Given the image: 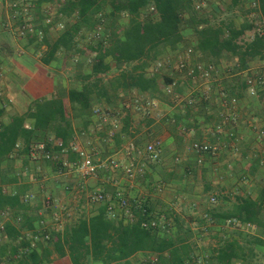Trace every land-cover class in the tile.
<instances>
[{
    "label": "trees",
    "instance_id": "obj_1",
    "mask_svg": "<svg viewBox=\"0 0 264 264\" xmlns=\"http://www.w3.org/2000/svg\"><path fill=\"white\" fill-rule=\"evenodd\" d=\"M54 1L57 2L58 19L63 22L64 28L55 39L48 36L46 29L43 30L40 43H36V51L40 53L39 61L43 65H49L58 59V53H62L65 57H72L77 64L78 57L85 55L90 70L89 72L83 70L84 63L75 65L77 70L68 78V85L57 83L54 93L49 97L33 100L27 111L21 115L9 116V122L3 124L0 130V163L13 154L15 157L22 154L29 157L31 148L40 143L44 144L45 151L48 148L46 143L51 138L59 141L60 146H55V149L62 152L67 161H75L76 154L70 147L75 130L87 129L89 124L87 118L95 117L93 109L97 106L105 107L102 108L107 109L110 114L111 111L118 109L126 111L124 104L119 106L121 93L133 91L148 93L155 97L154 99L168 102L166 98L170 94L166 92V88L173 81L168 75L161 74L166 68L164 60L170 61L164 54L166 50H183L184 39L181 34L183 24L189 26L195 36L191 44L193 54L203 56L208 63L198 62V64L213 66L224 54H229L237 60L233 72L235 75L244 71L253 59L264 58V38L258 31V29L264 30V0H254L255 6L252 7L260 15L259 22L253 24L243 21L239 26L234 24L232 16L210 22L207 17L197 14L191 0H64L63 2L35 0L34 6L37 10L41 5ZM228 1V11L240 9L244 2V0ZM142 9L148 11V16L144 19L140 18ZM122 17L126 18V22ZM255 27L256 33L253 39L244 42L242 40L244 33ZM85 37H90L92 43L82 48L80 40ZM26 39L28 43L34 41L30 37ZM120 63L123 65L119 66ZM158 64L160 66L156 67ZM111 70L117 72L111 75ZM244 89L243 80L237 76L227 80L218 90V95L221 97L227 95L228 99H239L243 97ZM129 98L132 102L135 101L133 95ZM200 99L205 103L208 97L202 95ZM192 100L191 98L189 102L188 100L183 102L184 107L192 105ZM219 111L218 122L211 127V135L214 137H216L215 127L221 123L219 118L221 109ZM124 118L123 131H126L130 126L129 116L126 115ZM223 129L226 131L231 128L225 125ZM231 130L234 134L232 138L221 133L217 135L219 141L222 137L235 140L236 132ZM144 143L139 139L134 145L141 148ZM219 150L220 144L214 155H207L209 160L210 158L216 160ZM189 153L187 163L181 164L180 160L176 166L183 167L185 174H199L200 177H206L208 167L211 165L210 161L204 160L198 165L195 153ZM167 157L174 164L179 160L176 154H168ZM161 158L159 162L152 164L144 162L151 164L156 173H161V167H156L161 162ZM24 159L26 160L25 157ZM220 163L214 170L220 167L225 169L226 164L220 165ZM31 169L36 173L34 167ZM161 175L163 178L161 181L149 180L147 172L137 175L144 181L143 185L147 186V194L145 197L130 198L131 202L134 200L140 202L139 207L131 209L134 216L132 221L127 220L122 211L118 218L109 219L106 207L102 204L90 217H80L62 231H50L49 240L40 249L36 246L30 248L28 240L20 239L19 245L14 248L10 246L13 255L17 248L23 250L19 258L14 259L13 262L43 264L48 263L50 257L55 254L60 259L66 257L70 264H134L130 263L129 259L136 253L143 252L148 253L149 257L139 264H246L247 257L253 253L252 247L243 246L237 240L229 239L218 246L200 249L201 246L196 242L199 238H195L194 235L205 234L215 225L220 226L217 231L223 229L224 225L228 226L226 225L228 220H235L240 227L256 226L264 230L262 182L261 188L253 198L240 195H235L232 199L222 198L225 208L218 206L204 208L201 204L200 212L207 215L213 224L207 226L202 215L193 233L190 227L182 230L181 216L173 206L159 202L157 198L155 200L157 205H152L154 200L149 194H156L154 191L156 183H163L166 188L172 187L168 184L172 174ZM242 176H239L240 181ZM205 179L203 198L212 192L209 182ZM15 181L13 176L6 173L0 175L2 184ZM183 183L187 185L186 181ZM192 188L191 186L187 189L185 186L177 189L175 202H178L179 198H184L185 194L189 195L188 199L196 198L197 193ZM104 191L106 192L105 189ZM25 195L27 194L23 193V199ZM114 196L115 193L111 198ZM191 201V203L195 202ZM24 203L18 194H4L0 191V210H10L13 213V221L16 223L18 218L17 223L20 222L19 228L10 222L5 224L3 237H6L8 243L19 239L21 229H31L33 218L26 215ZM121 214L124 219H121ZM161 217L167 221L165 228L143 226L144 223ZM251 243L264 246V240L256 236H253ZM0 255L2 256L1 252ZM13 262L7 260L6 264Z\"/></svg>",
    "mask_w": 264,
    "mask_h": 264
},
{
    "label": "crops",
    "instance_id": "obj_2",
    "mask_svg": "<svg viewBox=\"0 0 264 264\" xmlns=\"http://www.w3.org/2000/svg\"><path fill=\"white\" fill-rule=\"evenodd\" d=\"M192 2L195 10L197 11V14L201 15L204 12L206 14L209 13L210 9H208V7H205V9L202 8L204 3L198 4L197 0H192ZM29 3L31 11V5L34 6L35 0H29ZM216 3H224L225 5L227 4L226 6H228L229 1L216 0ZM246 4H251V9H253L252 7L255 5V1L244 0L243 6L245 7ZM46 5L47 4L41 5L40 9L42 10L43 8H47L45 7ZM146 10L142 9L140 11V17L142 16V13L146 12ZM250 13L251 17L255 15L253 17H255L257 19V22H259L260 15L256 13L254 9L250 10ZM28 17H30V15ZM184 18H186V16H184ZM21 21L22 20L20 16L8 7L7 0H0V70H2L4 73V78L2 79L1 84L3 86V89L4 87L6 89L5 95L7 97V100L9 101V105L7 108L9 109L7 114L8 116H10L11 114L21 115L27 111L29 104L33 100L49 97L54 93L56 85L59 81V72L57 70V64L55 63L56 61H52L49 65H43L39 61L40 53L38 52L36 54L37 51L35 45L37 39L41 37L42 31L34 28L31 25L35 30V33H32L29 36L27 35V37L33 38L34 41L32 43H28V39H26L27 37L17 38L14 35L13 31L9 29V27H13V29L15 27H18L19 25H21ZM241 23L242 22L236 23V21L234 20V24L236 26H239ZM255 33L256 28L246 31L242 36V40L244 42H250L253 39ZM181 34L183 36V31H181ZM245 34H251V36L245 39ZM48 36L51 37L50 34ZM187 49L192 50V48H185V52ZM180 51L179 49L166 50L164 55L166 58L168 57L172 61H174V57L179 60L182 59L187 66L189 65V63L192 65H196L198 64V62L208 64L203 56H199L196 54L194 55L193 50L189 58L186 57L182 50ZM180 54L181 56H177ZM225 57L227 59H231L232 61H225ZM77 60H79V64H82L80 57ZM87 60L88 59H86L85 57L83 66V70L85 72H89L90 70V65H88L89 61ZM179 60H175L174 62H172L170 68L167 69V71H171L170 73H168V76L173 81L172 84L174 85L172 89V95L168 97V102L165 103L164 101L154 99L155 97L150 96V94L148 93H141L137 91H133L131 93H121L119 95V106H122L124 104L125 108H127L126 111H123L121 109L113 111L110 110L112 112L110 114V120L103 125L102 129H98V118L93 116L88 117L87 120L89 121V124L86 130H83L81 128L80 130L76 131L74 129L75 136L72 143H75L80 148L95 150V158L98 160H100L101 158L104 159L106 157L113 156L115 155L114 153L117 152L115 157L121 159L122 163H126L127 160L124 159V154L129 143L134 144V142L139 139L143 140L145 143L149 141L159 142L161 145L162 158L161 162L156 167H161L162 172L159 174L153 172L154 167L153 169L149 170H147V167H144V172H147L148 179L152 181H161L163 179L161 175L162 173L172 174L171 179H169L168 181V184L172 185V187L169 188L166 192L170 195L166 196V199L171 197L169 200L175 199V193H177L178 191L177 189L183 188L188 185L183 183L184 181H190V183L193 184L195 180V187L193 186L192 189H194L195 193H197L196 198L198 203L195 209H193V213L198 214L201 210L199 197L202 194L204 196V183H201V185L198 186H196V184L202 182L206 178L205 180L209 182L211 190H214V188L216 190V185L219 183L216 182L217 176L213 175V170L215 167H217L218 163L215 162V158H210L209 160V158L206 157L205 160L207 162L210 161L209 163H211V165L210 167H208V175L204 178L200 177L199 174H185L184 168L176 165L180 160L182 161L181 164L187 163V158L189 157L188 154H190L189 151H187V147L191 142L219 141L218 136L214 137L211 135V127L214 124L216 125V123L218 122L217 113L220 112L219 109L222 110V105L224 104V102H227L230 99L226 97L227 95L225 97L219 96L218 90L222 88V85H224L227 80L232 78L231 76H229L230 74L227 73L228 67L231 66L235 69L237 66V60L235 57L229 54H224L223 57L218 61V63L213 64V66L215 67V71L212 73V76L209 80L196 81H192L188 76H186L184 70H177L176 63ZM164 61L166 63L169 62L166 60ZM262 66H264V58H255L248 63L244 71L235 73V75L240 76L241 80H243V78L245 77V72L247 70L259 69ZM110 73H112V70ZM175 73H178V78L176 79L174 76ZM197 93L200 95H197ZM205 94L207 95L208 99L204 103V100L200 98ZM130 95H133L135 97L134 102L130 100ZM191 98L194 100H192V105L184 107L183 102H185L186 100H188L187 102H189ZM147 100H156L159 103L156 110L151 111L149 114L138 107L140 103H144ZM263 100L264 93L260 94L258 97L248 96L246 94V90L244 89L243 97L238 99V114H240V119L235 124L230 125L234 132H236L235 140H228L224 137L220 138V149L224 150V153L225 150L229 151V156L227 155L226 160L220 163V165L226 164V166L230 167L227 168V170H224V173L230 176L225 178L227 180L228 178H232L231 180H233V177L236 176L237 178H239V176L243 175L245 170L248 172L246 174L249 175V172L261 166L258 163L259 158L257 157L258 159H256L255 157L258 152V144L254 138V132L248 127L245 120H247L248 114L257 116L258 118L264 116L261 109V102ZM4 113L5 112L2 113L1 119H3ZM126 115L129 116L130 126L126 131H123V120L125 119L124 117ZM8 116H5L3 124H7L9 122ZM214 116L216 117V119L214 118ZM241 119L243 123L246 124L245 127L241 126ZM112 120H116V123L120 125V128L113 138H109L107 135V129L109 128L110 121ZM248 140L253 144V149L254 143L255 145L257 144V150L254 152L252 157L250 156V160L248 159V154L246 155L244 153V155H246H242L244 158L237 155V146L239 145V143ZM56 142L57 140L51 138L50 141L46 143L48 146V150L46 149L45 153H50L53 157L52 160L43 161L42 154H37L35 152L37 147L35 145L33 146V148H31L29 157L28 155L26 156V154L15 157V154H13L9 156L6 161L0 163V174H3L7 170H9L11 175L16 180L15 182L8 184H2L0 182V191H3L4 194H18L21 201L23 200V193L32 194L34 196V198L30 202L24 203L26 207V215L30 218H33L31 229H21L20 237L18 240H28L29 236L37 232V230L39 229H54V226L51 223V216L48 212L43 210L42 207L43 201L46 197H50L56 200L59 206L65 207L67 216L66 221L63 224L64 227L70 226L80 217H90L95 213L97 208L102 205L99 203H92L87 198L86 193H80L77 196L76 188H78L79 184L82 183L79 175L74 173H60V162L67 161V158L63 153L55 149ZM33 153H36L37 159L32 158ZM168 154H176V156L179 157V160L175 161V164L171 163L170 158L167 157ZM24 157L26 158V160L24 159ZM36 160L39 161L37 162ZM249 165H251V168H248ZM32 167H34L36 173L33 172V169H31V174L27 173L26 170ZM260 170L262 171L261 176L264 177V168ZM17 173H21L22 176H16ZM120 173L121 172L119 171H116L113 174H110V172H102L98 179L88 180L87 192L91 191L95 186H100L104 188L106 190V193L110 196L115 193V190H120L124 192L125 196L129 198L140 196L145 197V195L147 194V186L143 185L144 181L141 180L140 177H136L134 182L130 183L127 182ZM249 176L253 177V179L256 178L255 176H253V174ZM109 177L110 179H108ZM233 184H236L235 190L238 191L237 195L240 194V196H246L248 194V196L252 198L255 196L253 194H249L252 190L249 185L246 186V184L241 183V181L237 183L235 182ZM221 191V193H226L224 190ZM185 195L189 196L188 194ZM160 200L163 201V196L160 198ZM124 218L125 217L121 214V219ZM13 220V213L9 210L7 221L4 224L10 222L13 223L17 228H19L20 222L15 223ZM39 220L44 221L45 227H40L38 225ZM219 227L220 226L215 225L210 227L209 229L215 230L216 228L219 229ZM246 229H248V231L253 235L264 233L263 229L256 226H246ZM4 239L6 240V237H2V240ZM1 245L2 244L0 243V247ZM207 245H210V243ZM212 246L214 247L215 245L212 244ZM148 257V253L139 252L133 255L129 259V262L139 264ZM0 264H6L5 258L1 255ZM13 264L15 263L13 262ZM43 264H70V262L66 257L60 259L55 254H53L50 257V261Z\"/></svg>",
    "mask_w": 264,
    "mask_h": 264
},
{
    "label": "built area",
    "instance_id": "obj_3",
    "mask_svg": "<svg viewBox=\"0 0 264 264\" xmlns=\"http://www.w3.org/2000/svg\"><path fill=\"white\" fill-rule=\"evenodd\" d=\"M63 2L64 0H59ZM192 1V0H191ZM8 7L17 13L21 18V25L18 27H9L13 31L14 35L17 38H25L32 33H35V30L28 22L29 12H30V3L29 0H7ZM255 6V5H254ZM197 9V6H196ZM152 10V9H151ZM62 28V26H60ZM259 34L264 38V30L258 29ZM40 35V34H39ZM192 53L191 49H187L184 54L188 58ZM160 64L156 65L159 67ZM176 67L179 70H184L186 76H188L192 81L196 80H209L212 76V73L215 71V68L212 65H203L196 64L192 65L189 63L187 66L186 63L181 59L176 63ZM2 73L0 70V130L2 129V113L8 108L9 101L5 95V91L2 86ZM243 83L245 86L246 94L248 96L258 97L260 94L264 93V66L255 70H247L245 72V77L243 78ZM174 85H170L166 88V92L172 95V89ZM205 98L207 95H204ZM158 101L156 100H147L144 103L139 104V108L144 110L147 114L151 111L156 110L158 106ZM239 102L236 98H231L227 102H224L222 105L221 114L219 118L221 123L215 127L214 133L217 135L225 133L228 138L233 137L232 130L224 131L223 127L225 125H233L240 119V114H238ZM261 109L264 115V100L261 102ZM93 114L98 118L99 128L102 129L103 125L110 120V112L107 109H103L99 106L93 109ZM246 124L248 127L253 130L254 138L258 144V152L256 159L258 163L264 167V116L257 117L251 114H248ZM116 120L110 121V126L107 129V135L109 138H113L116 133L119 131L120 125L116 123ZM231 128V127H230ZM232 129V128H231ZM55 146H60L59 141L55 143ZM71 150L76 154V160L73 162L61 161V174H77L80 176L82 183L79 184L76 194L77 196L80 193H86L87 198L93 203L103 204L106 207L107 217L109 219L118 218L120 212L127 217V220L132 221L134 216L131 212L133 207H139L140 202L137 200H130L129 197L125 196L124 192L120 190L115 191V196L111 198L104 189L100 186H95L91 191L87 192V181L91 179H98L102 172H110V174L115 173L116 171L121 172L123 178L127 182H134L137 175L142 172L139 169L138 163H142L141 167L147 163H156L160 161L161 158V145L159 142H147L142 148L135 146L133 143H129L126 147L124 159L127 160L126 163H122L121 159L116 158L115 152L113 156L106 157L104 159H96V153L92 149L80 148L75 143H71ZM17 148V147H16ZM219 148L218 141L208 142V141H193L187 147L189 152L195 153L196 163L198 165L206 159L207 155H214ZM37 154H42L43 160H52L53 157L50 153H45L44 145L39 144L36 147ZM36 153L32 154L33 159H37ZM62 153V152H61ZM258 157V158H257ZM141 170V171H139ZM110 179V177L108 178ZM250 176H242L241 181H251ZM262 185L264 186V179L262 180ZM165 188V184L156 183L154 187L155 193H160ZM34 196L32 194H27L24 196V202H30ZM115 199V200H114ZM215 198H210V203H214ZM134 204V205H133ZM43 210L49 213L51 216V223L54 226L53 230H48L46 228L39 229L37 232L29 236L28 241L30 248H35L36 244L39 242L46 243L49 240L50 231H62L64 226L63 224L66 221L67 211L65 207L59 206L58 202L50 197H46L42 204ZM9 210H0V243L4 235L5 222L7 221ZM207 226L213 224V221L207 216L203 215ZM18 222L19 219L17 218ZM166 220L164 217L158 218V220H151L149 223H144L143 226L148 227H162L165 228ZM227 225L233 227H240V224L235 220H228ZM38 225L40 227H45L44 221L39 220ZM249 227V226H248ZM204 234V233H203ZM202 234V235H203Z\"/></svg>",
    "mask_w": 264,
    "mask_h": 264
},
{
    "label": "rangeland",
    "instance_id": "obj_4",
    "mask_svg": "<svg viewBox=\"0 0 264 264\" xmlns=\"http://www.w3.org/2000/svg\"><path fill=\"white\" fill-rule=\"evenodd\" d=\"M197 3L198 4L204 3L202 8L205 9V7H208V9H210L209 13L206 14L204 12L201 14L202 16L206 15V17L208 19H210V22H212V21L216 22L220 19H223L225 17H231V16L234 18L236 23H240L243 21L252 22V23L257 22V19L255 17H253L255 15H253L251 17L250 10H253V9H251V4L250 5L246 4L245 7L242 6V8H240V9H234L233 11H228L227 6H226L227 4L225 5L224 3H220V4L216 3V0H208V1L207 0H197ZM45 7H47V8H43L42 10L39 8L36 10V7L31 5V11L29 12L30 17H29L28 22L34 28H37L42 32H43V30L46 29L48 31V35L49 34L51 35L50 38L55 39L58 36V34L60 33V31L64 28V24L57 17V8L58 7H57L56 1H54L53 3L47 4ZM146 16H148V11L145 13H142V16L140 18L144 19ZM122 18H124V20L126 22V18L125 17H122ZM60 26H62V28ZM181 30L183 31V36H184V42H183L184 47L182 50V52H184L185 48H191V44H192V41H194L195 36L193 34L192 29L187 25L183 24ZM250 36H251V34H245L244 38L247 39ZM36 43H40V38L37 39ZM89 43H92L90 37H85L84 39L80 40V44H81L82 48L84 46L88 45ZM37 53L38 52H36V54ZM177 56H181V54L177 55ZM79 57H80L82 63H84L85 55H80ZM57 58L58 59L56 60L55 63L57 64V70L59 72L58 83L60 82V83H63L64 85H66V84L68 85V78H70L72 75L75 74V72L77 70L75 65H77L79 63L76 64V62L72 60L73 59L72 57H65L62 53H58ZM168 60H170V61H169V63H166V68L161 71L162 75H168V73H170L171 71H167V69L170 68L171 63L174 62L175 60L177 61L179 59L174 57V61H172L170 58H168ZM225 61L231 62L232 60L227 59L225 57ZM1 72H2V79H3L4 73L2 70H1ZM116 72H117L116 70H113L112 73H110V74L113 75ZM233 72H235L234 68L229 66L228 72H227L228 74H230L229 76L232 77L234 75ZM177 75H178V73L174 74L175 79L178 78ZM179 77H180V74H179ZM235 77H237V76L236 75L233 76L232 79H234ZM5 90L6 89L4 87V91ZM166 99H168V98H166ZM8 111H9V109H6L4 111L5 113H4L3 119H1L2 123H4L5 116H8L7 115ZM214 118L216 119L215 116H214ZM240 121H241V126L245 127L246 124L243 123L242 119ZM256 145L254 143V149H253V144L251 142H249V140L244 141L242 143H239V145L237 146L238 147L237 148V155L244 158L242 155H244V153L246 155L248 154L249 157L248 156L247 157L250 160V158L253 156L254 152L257 150ZM228 153H229L228 150H225V153H224V150L220 149L219 150V156H217L218 158L216 159V161H218L217 163L225 161L227 158V155L229 156ZM246 155H244V156H246ZM256 156H257V154H256ZM36 161L38 162L39 160H36ZM141 164L142 163L139 162L138 166H139V169L142 170V172H144V170H145L144 167H147V170L153 169V166L151 164H144L143 167H141ZM217 167H218V165H217ZM227 168H230V167L225 166L226 170H227ZM248 168H251V165H249ZM262 168H264V167L260 166L259 168L254 169L253 171L249 172L250 173L249 175L253 174V176L256 177L255 179H253V177H251V179H252L251 181L241 182L243 184H246V186L249 185L250 188H252L251 193H249V194L255 195L258 193L259 189L261 188V182H262V179L264 178L261 176L262 171L260 169H262ZM224 170L221 167L214 170L213 175L217 176L216 182L219 183L216 185L217 186L216 190L214 188V190H212V192L209 193L206 196V198H203L202 195L199 197V204H202L204 208L210 207V206H218V208H225L226 205H224L222 203V198L229 197L230 199H232L235 195H237L238 191L235 190L236 184L234 185L233 183L240 182L239 178H237V176H236V177H233V180H231L232 178H228V180L225 179L226 177H230V176L225 174ZM248 170H250V169H248ZM26 172L31 174V168L27 169ZM153 172H155V171H153ZM5 173L8 174L9 176H12L11 173L9 172V170H7ZM246 173H248V172L245 170L243 175H248ZM16 176L20 177V176H22V174L17 173ZM33 176H35V175H33ZM6 178H8V176H6ZM203 181L197 183L196 186L201 185V183L203 184ZM230 181H231V183H230ZM186 183L188 184V186H186V188L189 189L191 186L193 187L195 185L196 181L194 180L193 184H191L190 181H186ZM168 189L169 188L165 187L163 189V191H161L160 193H156V194L153 193V195L149 194L151 197H153V200H154L152 205H157V203H155V200H157V199L159 202L161 201L162 203L164 201H166V202H164V204L173 206L176 209V212H178V214L181 216L182 230H185L186 227H190L192 229V232L195 233V231L197 229L196 224L200 220L199 218L203 215L201 212L198 214L193 213L194 212L193 209H195V207L198 203L197 198L188 199L189 196L183 195L184 198H179L178 202H175V200H173V199L169 200L171 197L166 199V196H170L169 194L166 193ZM221 190H224L226 193H221L222 192ZM238 195H240V194H238ZM162 196H163V201L160 200V198ZM222 196H225V197H222ZM246 196H248V194ZM211 197L215 198L214 203H210ZM229 198H227V199H229ZM191 200H194L195 202L191 203L192 202ZM193 204H194V206H193ZM216 229L215 230L209 229V230H207V232H205V234L202 233L203 235L201 233L200 234L195 233V235H194L195 238H199V240H197L196 242L201 246L200 249H204L207 247L208 248L213 247L212 244H214L215 246L216 245L218 246L224 240L234 239V240H237L243 246L248 245L249 247H252V249H253L252 255L247 257L246 264H264V246L252 245V243H251L253 236H256V237L264 240V233L259 234V235H253L246 228H238V227H233V226H229V225L228 226L224 225V228L220 229L218 231ZM18 242H20V241L17 240V241L12 242V243L11 242L8 243L5 239L1 241L2 245H1L0 249H3V250H1V253H2V257L5 258L6 262L8 260V262L12 263L14 259L16 260L19 258L20 253L23 251V250H21V248L20 249L17 248V251L14 255L11 251V247L14 248V246L19 245ZM209 243H210V245H207ZM45 245H46L45 243L39 242L36 244V248L40 249ZM11 257H12V259H11Z\"/></svg>",
    "mask_w": 264,
    "mask_h": 264
},
{
    "label": "water",
    "instance_id": "obj_5",
    "mask_svg": "<svg viewBox=\"0 0 264 264\" xmlns=\"http://www.w3.org/2000/svg\"><path fill=\"white\" fill-rule=\"evenodd\" d=\"M122 65H123L122 63L119 64V66H122Z\"/></svg>",
    "mask_w": 264,
    "mask_h": 264
}]
</instances>
